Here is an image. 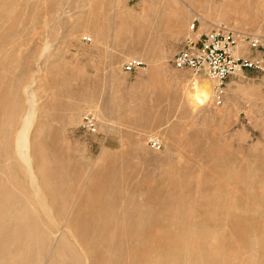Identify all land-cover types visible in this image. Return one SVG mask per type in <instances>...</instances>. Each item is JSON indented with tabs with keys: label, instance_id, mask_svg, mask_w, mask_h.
<instances>
[{
	"label": "rangeland",
	"instance_id": "1",
	"mask_svg": "<svg viewBox=\"0 0 264 264\" xmlns=\"http://www.w3.org/2000/svg\"><path fill=\"white\" fill-rule=\"evenodd\" d=\"M194 22L264 37V0H0V127L18 96L13 152L29 95L44 172L30 186L0 157V183L28 210L24 222L4 210L28 227V264H50L66 240L62 264H264V64L201 100L202 77L173 67ZM132 60L144 66L127 74ZM89 114L98 136L79 129ZM5 261L23 264L17 245Z\"/></svg>",
	"mask_w": 264,
	"mask_h": 264
},
{
	"label": "built area",
	"instance_id": "2",
	"mask_svg": "<svg viewBox=\"0 0 264 264\" xmlns=\"http://www.w3.org/2000/svg\"><path fill=\"white\" fill-rule=\"evenodd\" d=\"M261 50H264L263 36L223 25H216L206 32L196 27L194 22L190 34L173 57V67L178 72L189 71L193 77L204 76L211 82L217 97H220L232 76L248 69H262L263 57H245L249 51ZM143 66L140 60H132L124 64L123 70L132 74ZM79 129L85 135L95 137L99 135L100 125L97 118L89 114L83 117ZM149 145L156 151L163 146L158 138L150 139Z\"/></svg>",
	"mask_w": 264,
	"mask_h": 264
},
{
	"label": "bare ground",
	"instance_id": "3",
	"mask_svg": "<svg viewBox=\"0 0 264 264\" xmlns=\"http://www.w3.org/2000/svg\"><path fill=\"white\" fill-rule=\"evenodd\" d=\"M177 1H175L176 3ZM182 16V15H181ZM180 16V17H181ZM3 36V35H2ZM1 36V37H2ZM4 37V36H3ZM29 37V36H28ZM2 40V39H1ZM0 40V41H1ZM4 40V39H3ZM2 40V41H3ZM6 40V39H5ZM3 41L4 43L6 41ZM8 40V39H7ZM14 40V39H13ZM12 41V40H11ZM15 43V42H13ZM2 44V43H0ZM16 44V43H15ZM135 44V43H134ZM13 46V45H12ZM16 46V45H15ZM24 77V76H23ZM202 84H200V87H197L199 88V91H198V94L201 98V100H204L206 98L207 95H209L210 93L213 94L214 91L213 89L211 88V85H210V81L205 78L204 76H202ZM23 80V79H22ZM21 80V81H22ZM24 82V81H23ZM210 82V83H209ZM196 83V82H195ZM194 83V84H195ZM213 87V86H212ZM19 90V89H18ZM26 90V88H25ZM24 90V91H25ZM10 91V90H9ZM2 92V91H0ZM6 92V91H5ZM11 93V92H10ZM13 93V92H12ZM25 93V92H24ZM8 94V91L7 93ZM16 94V93H15ZM7 96V95H6ZM9 96V95H8ZM7 96V97H8ZM13 96V95H12ZM5 97V96H4ZM10 97V96H9ZM15 97V96H13ZM208 97V96H207ZM17 98H19L17 96ZM16 98V99H17ZM14 99V98H13ZM16 99L13 100L12 102V106H11V111L9 114H5L4 117H3V120L1 122V127H0V157H5L7 158L6 161L7 163H9V161L11 162L12 160L11 159H17V162L19 163L18 164V168H20V170H24L25 175L24 176H28L30 178V182L32 183V185H30V182L27 181L29 183L30 186H34L35 187V184L37 182V180H39V177L42 178V174L44 173L43 172V169L40 167V170L39 172H36L35 170V167L34 165L35 164V158L33 157L32 155V152H31V148H32V143H31V140H30V134H31V130H32V127H33V123H34V117H35V106H33V103L28 95V100L30 101V108L29 110L26 112V114L22 117L21 119V126L17 132V134H15V138H14V146H13V152L11 151L10 147H9V138H6L5 136V133H7L9 130H10V127L12 126V123L14 121V118H15V110L17 109L18 107V104L16 102ZM7 103V102H6ZM6 103H2L3 105L6 104ZM1 104V103H0ZM2 106V105H1ZM5 106V105H4ZM3 106V107H4ZM7 106V105H6ZM2 108V107H1ZM2 111H5L4 109L1 110ZM9 112V111H8ZM18 118V117H17ZM1 121V120H0ZM19 123V122H18ZM9 133V132H8ZM1 158V161L5 160ZM9 160V161H8ZM4 162V161H3ZM15 162V161H14ZM2 164V162H0ZM5 163V162H4ZM13 166V164H12ZM1 168V166H0ZM5 174L7 173L8 175V179H11V177L13 178L14 174L12 173V169L10 168V166H6L5 168ZM3 171V170H2ZM53 172V171H52ZM55 172V170H54ZM3 173V174H4ZM17 173V171H16ZM15 175H18V174H15ZM23 175V174H22ZM7 177V176H6ZM28 178V179H29ZM52 178V176H51ZM7 179V178H6ZM44 179V178H43ZM24 180V179H23ZM11 181V180H10ZM9 182V181H8ZM15 183V182H14ZM24 183V182H23ZM40 183V181H39ZM48 183V182H47ZM12 184V183H11ZM3 185V186H2ZM11 186V185H10ZM40 186V185H39ZM6 184H1L0 183V217L3 221H1V224H0V249H5V250H8V247L11 245H17L20 249V257H21V262L23 264H28L27 263V260H28V256H29V249H28V243L29 241L31 240V235H30V232L28 230V227L27 225H22V226H18L17 225L15 226L16 228L14 229H11L10 228V225L7 221H9V215L10 214H6L4 210H6L7 212L11 211V210H14L12 212V215H14L15 218L21 220V221H25L26 217H27V208L26 206L22 205V204H18L17 203V196L15 194H13L12 192H9L6 190ZM33 188V187H32ZM37 188V187H36ZM18 193L19 195H22V196H25V191L23 189V185L22 183H18ZM39 189H42V188H39L35 191V196H39L41 195L40 193V190ZM10 190V189H8ZM44 190V189H42ZM14 191V190H13ZM26 197V196H25ZM29 201V200H28ZM31 201V200H30ZM42 203H44L42 201ZM16 204V205H15ZM25 204V203H24ZM46 205H48L47 203H44ZM41 205V204H40ZM45 205V206H46ZM12 206V208H11ZM34 206V204L32 205V207ZM44 208V207H43ZM47 208V207H46ZM35 212V211H34ZM30 213V211H29ZM39 214V213H38ZM11 215V217H12ZM30 215V214H29ZM47 215V214H46ZM49 215V214H48ZM8 216V217H7ZM7 217V219H6ZM31 217V215H30ZM61 217V216H60ZM29 218V217H28ZM34 218V217H33ZM32 218V219H33ZM144 220V219H143ZM54 222V220H51L50 219V222ZM75 221V220H74ZM140 221V220H139ZM56 222V221H55ZM33 223V222H32ZM57 223V222H56ZM82 223V222H81ZM146 224V223H145ZM31 226V225H29ZM47 227V226H46ZM32 228V227H30ZM71 228V227H70ZM82 228V227H81ZM47 230H48V227H47ZM101 230V229H100ZM32 231V230H31ZM83 231V230H82ZM34 232H32L33 234ZM51 234V233H50ZM46 235V234H45ZM51 236V235H50ZM50 236L47 234L46 237L43 236L41 237L42 238V243L43 244H48L51 239H50ZM75 236V235H74ZM88 236V235H87ZM33 237V236H32ZM38 238V237H37ZM35 239V238H34ZM65 241V240H64ZM90 241V240H88ZM40 242V241H39ZM38 242V243H39ZM124 242V241H123ZM77 244H79V247L81 245V243L78 241ZM117 244V243H116ZM69 245V247H68ZM45 247V246H44ZM67 248H73L71 242L69 241H65L63 244L61 243V247L57 250V253L55 254V257L53 258V260L51 261L50 264H57V263H64V259H63V255H64V252H65V249ZM91 247V246H89ZM109 248V247H108ZM44 249V248H43ZM10 250V249H9ZM13 250V249H12ZM74 250V249H73ZM116 250V249H115ZM3 251V250H2ZM75 251V250H74ZM11 252V251H10ZM75 254V253H74ZM2 255V254H1ZM4 255V254H3ZM14 255V254H13ZM7 256V255H6ZM117 257V256H116ZM82 258V257H81ZM14 260H16V258H13ZM78 259V258H77ZM117 259V258H115ZM66 260V259H65ZM106 260V259H105ZM109 260V259H108ZM30 261V260H29ZM68 261V260H67ZM67 261H65L67 263ZM15 262V261H14ZM14 262L12 261H5L3 262L2 264H15ZM20 262V261H19ZM69 263V262H68ZM67 263V264H68ZM79 263V262H78ZM73 264V262H72ZM80 264V263H79Z\"/></svg>",
	"mask_w": 264,
	"mask_h": 264
}]
</instances>
